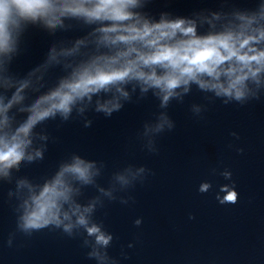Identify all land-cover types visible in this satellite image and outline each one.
Instances as JSON below:
<instances>
[{
	"label": "clouds",
	"instance_id": "obj_1",
	"mask_svg": "<svg viewBox=\"0 0 264 264\" xmlns=\"http://www.w3.org/2000/svg\"><path fill=\"white\" fill-rule=\"evenodd\" d=\"M140 7L141 0H0V181L15 182L8 196L16 201V230L26 236L43 229L81 235L89 249L87 257L96 264H118L107 251L113 234L94 219L97 208L104 206L105 199L116 200L117 193L143 182L149 170L128 165L114 172L109 186L103 187L97 183L103 162L74 152L41 182L14 177L21 165L44 159L49 136L36 129L48 120L67 122L74 116L84 118L89 127V110L111 117L137 90L141 96L151 92L161 109L174 99L182 102L193 85L210 93L207 99L219 98L224 104H244L259 99L264 91V0L254 11L236 8L235 23L229 21L223 30L201 35L194 19H169L168 12H161L159 21L151 22L133 11ZM211 16L220 18L217 12ZM71 19L88 25L99 22L93 32L94 53L76 59L85 39H77L72 47L53 43L43 62L24 77L11 73L26 25L55 34L67 30L65 22ZM53 68L61 74L48 86L46 77ZM203 110L202 105H192L194 114ZM18 114L24 118L18 120ZM173 128L167 112L160 111L154 124H144V135ZM153 144L150 139L149 151H156ZM219 174L231 180L229 170ZM86 187L96 188L98 194L81 203ZM212 187L210 181H203L198 192L207 193ZM238 197L234 181L220 185L216 192L222 205L235 204ZM120 200L126 204L132 197ZM134 223L139 226L142 221Z\"/></svg>",
	"mask_w": 264,
	"mask_h": 264
}]
</instances>
